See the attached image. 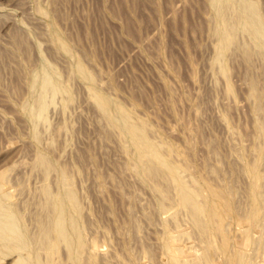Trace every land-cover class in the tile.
I'll list each match as a JSON object with an SVG mask.
<instances>
[{
  "label": "rangeland",
  "instance_id": "obj_1",
  "mask_svg": "<svg viewBox=\"0 0 264 264\" xmlns=\"http://www.w3.org/2000/svg\"><path fill=\"white\" fill-rule=\"evenodd\" d=\"M0 204V264H264V0H0Z\"/></svg>",
  "mask_w": 264,
  "mask_h": 264
},
{
  "label": "bare ground",
  "instance_id": "obj_2",
  "mask_svg": "<svg viewBox=\"0 0 264 264\" xmlns=\"http://www.w3.org/2000/svg\"><path fill=\"white\" fill-rule=\"evenodd\" d=\"M107 104L108 103H105L104 105L107 106ZM131 136H132V139L137 144L140 142L142 143L143 137L140 131L132 130ZM143 145L144 143H142V146ZM145 147L149 148L150 153H152L153 156L158 158V154L155 148L149 146L148 144L144 145V148ZM256 177H257L256 173L253 172V178L255 180H256ZM211 195H212V198L209 199L204 205H199L191 197V194L187 192L183 194V199L184 201H186L187 203L191 205L193 211L197 212V213L194 212L195 214L197 215L201 214L203 216L202 217L203 222L211 232H220V228L217 227L216 224H218V221L223 218V214L225 210L227 209V206L223 205L220 202L222 196H220L218 193H216L215 191L214 192L211 191ZM70 200H71V196L69 194H66L65 197L63 198L61 197V199L54 201L53 208H54L55 215H54L53 222H52V229L51 228L50 229L55 233L56 237L65 244L69 257L72 260L76 261L78 259V253L81 247V238L79 236L78 223H77L76 217H74L73 216L74 214L68 211L69 209L66 210V208H68V205H69L67 201L70 202ZM254 212H256V210ZM24 232L25 231L19 221V218H17L13 214L12 211L8 209L6 210V208L3 209L0 204V246L4 247L3 249H6L9 241L11 243V242H14V240H16L18 241V243H21L23 249L24 247L25 248L29 247V241L26 240L25 238L26 233ZM18 243L16 244L18 245ZM18 246H17V249L22 248V247L18 248ZM219 248L222 254L224 255L226 253L225 240H223V243ZM5 251L10 252V249H6ZM1 252L2 251H0V253ZM0 255L2 256L3 254H0ZM31 258L29 259L30 261L27 260L26 262H24L25 260H22L21 258L19 260L17 259L15 264H36V263L38 264V262L34 260V258L32 259ZM239 263L245 264L244 258L243 259L241 258Z\"/></svg>",
  "mask_w": 264,
  "mask_h": 264
}]
</instances>
